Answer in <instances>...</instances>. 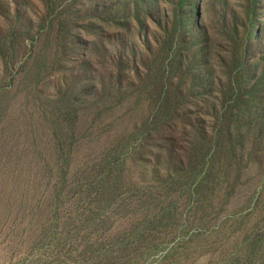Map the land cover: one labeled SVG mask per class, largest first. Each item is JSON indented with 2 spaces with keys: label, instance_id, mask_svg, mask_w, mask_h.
<instances>
[{
  "label": "rangeland",
  "instance_id": "rangeland-1",
  "mask_svg": "<svg viewBox=\"0 0 264 264\" xmlns=\"http://www.w3.org/2000/svg\"><path fill=\"white\" fill-rule=\"evenodd\" d=\"M0 264H264V0H0Z\"/></svg>",
  "mask_w": 264,
  "mask_h": 264
}]
</instances>
